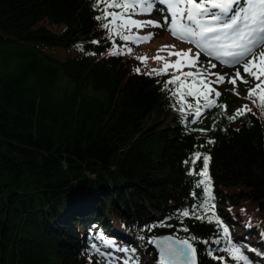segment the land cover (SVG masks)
Listing matches in <instances>:
<instances>
[{
	"label": "trees",
	"instance_id": "16d2710c",
	"mask_svg": "<svg viewBox=\"0 0 264 264\" xmlns=\"http://www.w3.org/2000/svg\"><path fill=\"white\" fill-rule=\"evenodd\" d=\"M127 1L0 0V264H161L150 244L160 234L190 240L198 264H244L223 250L232 244L249 264H264L259 96L239 105L223 94L208 108L204 93H187L211 76L136 66L170 25L132 23L135 30L121 32L105 13L134 14L138 23L156 14V4L140 14L107 7ZM115 38L136 47L115 51ZM58 48L76 53L59 58ZM245 105L251 112L228 119ZM197 107L203 113L190 122ZM201 178L212 201L195 219L200 201L191 193L203 194Z\"/></svg>",
	"mask_w": 264,
	"mask_h": 264
},
{
	"label": "snow or ice",
	"instance_id": "6c2138e0",
	"mask_svg": "<svg viewBox=\"0 0 264 264\" xmlns=\"http://www.w3.org/2000/svg\"><path fill=\"white\" fill-rule=\"evenodd\" d=\"M99 2L100 0H97V5ZM156 3L166 5L171 11L173 25L177 23V17L183 20V31L179 34L173 32V35H178V38L182 41L195 44L197 48L202 49L210 57L215 55L217 60L224 59L225 63L231 66L242 65L248 76L254 78L256 81L260 80V75L252 71L250 65H253L254 60H264V51H260L259 53L256 51L258 48L264 49V0H201L200 3H195L194 0H135L133 4L126 2L122 4L114 3L107 5V7L129 9L139 6L141 11L150 12ZM183 5H186V7L182 8ZM107 15L117 17L119 14L105 13V16ZM96 19L100 20L101 17L98 16ZM167 19L168 17H165L166 22ZM131 23L137 24L138 27H143L146 24H153L154 22L144 21L138 23L131 21ZM155 26L160 25L156 24ZM103 27L107 28L108 26L105 24ZM118 35H121V39L123 40L130 39L129 36L119 33ZM136 39H148V37H136ZM168 67L177 68L179 64L165 65V69ZM212 67H215V65H212ZM160 74L163 75L164 73ZM207 74H209L207 69H203L197 73L200 76ZM185 75L191 76L193 74L189 72ZM261 75H264V72H261ZM236 76L240 77L239 71L236 72ZM177 79L178 77L173 76V79L164 81V87L167 88L169 84L175 83ZM219 80L223 81L224 77H219ZM231 82L235 84V80ZM243 82L245 84L249 83L247 79H244ZM261 83H264V81H261ZM261 83H255L254 86L248 88V97L246 98L252 99L257 89H261ZM261 91H264V89H261ZM173 94L175 95V93ZM187 94L189 96L192 95L191 92ZM216 95L219 96L220 93L217 92ZM252 103L254 105L257 104V100L252 99ZM213 104V101H209L205 104V107L211 108ZM259 107L261 112H264V95L259 97ZM188 108L191 111L192 105L189 104ZM245 109L251 112V109L245 105L236 115L228 116V119L235 120L238 116L245 114ZM192 114L199 118L200 108L197 107ZM213 142L211 140L208 141V143ZM194 159L200 160L201 154L197 152ZM209 159L206 155L202 157L203 170L197 173L198 176H207L206 169ZM186 163H189V161H186ZM209 184L210 182L203 178L195 182V187L202 189L203 193L201 196H198L196 191L191 193L194 199L200 201L194 204L192 208V216L195 219H202L198 213L201 210L207 209L212 201ZM189 214L188 211L183 212V216L185 217H188ZM217 223L219 224V221ZM228 232L229 229L223 227L225 238H227ZM190 239H195V237H190ZM215 243L219 244L220 240L217 239ZM229 243L232 242L229 241ZM159 244L161 245V253H163L161 264H165V261L169 258L175 264L176 261L184 257L188 258V264H197L196 249L187 239L171 241L166 238L160 240ZM223 250L232 253L233 260H241L244 261V264H249L248 258L241 252V247L236 244H232L230 248ZM208 255L212 256L213 252L209 251ZM213 259L224 260V257L213 256Z\"/></svg>",
	"mask_w": 264,
	"mask_h": 264
},
{
	"label": "rangeland",
	"instance_id": "374dc122",
	"mask_svg": "<svg viewBox=\"0 0 264 264\" xmlns=\"http://www.w3.org/2000/svg\"><path fill=\"white\" fill-rule=\"evenodd\" d=\"M135 1H128L129 4H133ZM195 2V0H194ZM157 6L154 8L156 11V14L153 13H145L146 16H149L146 18V21H152L154 22L152 24V27H156V24H161L163 20H165V17H168V23L170 25L169 30L164 35H155L154 40H151L153 43H148L147 47L144 48L145 51H141L138 55V58L136 59V66L140 64V68L142 70H148V65L143 66L142 63H149L150 61H153L155 64L165 67V65H173V64H179V67L172 68L177 70H187L188 72L194 73V67L197 66L198 56H201L200 59V65L196 69L198 72L202 71L203 69H207L208 72H214L215 75H218L217 78L213 76L212 74H207L211 76V80L207 82L206 85H195V87H192L190 89L191 93H204L207 94V96L214 100L217 97H223L224 95H228L229 97H234L239 101L240 103H243L245 101H250L251 99H248V88L254 86L255 83H261L263 81V76L260 74V70L258 68H263L264 72V60L257 59L255 60V65H257L255 68L250 65V68L252 71L256 72L257 75H260V80L256 81L254 78L248 76L247 73H245L242 65H235L231 66L230 64L225 63L224 59L217 60L215 55L208 56L202 49L197 48L195 44L182 41L178 38V35H173V32H176L179 34L183 31V22L180 23L177 21L175 25L172 24V16L171 11L167 8L166 5H160L159 3H156ZM183 7H186V5H183ZM136 8L137 13H142L139 6H136L134 8L126 9L128 12H133ZM153 9V10H154ZM179 11V10H178ZM109 13V12H107ZM119 15L115 17V19L111 22L112 26L115 27L116 24H122L123 27L119 29L121 32H127L130 29L135 30L133 24L131 21H135L139 19L140 16H133L134 14H127L124 11H121L118 13ZM155 15V16H154ZM164 17V19L161 18ZM109 17V15H108ZM116 28V27H115ZM166 27L164 26V29ZM126 30V31H123ZM151 31L154 32V28H151ZM138 39H134V41L137 42ZM145 40V39H144ZM115 46L114 50L123 52V53H129L131 49H135V45L130 41H123L118 42V40L115 38ZM154 44L156 45L155 49H151L150 46ZM190 50V51H189ZM258 53L260 51H264V49L258 48L256 50ZM75 54L76 50L74 48L70 49H55L54 55L56 57H63L65 55L69 54ZM179 54V55H177ZM199 54V55H197ZM143 59H146L147 61H143ZM212 65H215V67H212ZM135 66V65H134ZM239 71L240 77L236 76V72ZM224 77L223 81L219 80V77ZM244 79H247L249 81L248 84H245L243 82ZM235 80V84H233L231 81ZM245 84L248 86L245 87ZM261 89H264V84L261 83ZM261 89H257L256 93L260 97L261 95H264V91H261ZM219 92L220 95L217 96L216 93ZM219 97V98H220ZM221 97V98H222ZM196 117V116H195ZM190 122L194 121V117L191 118L189 116L187 118ZM196 120V119H195ZM105 255V254H103ZM103 260H105V256H102ZM109 260V258H107Z\"/></svg>",
	"mask_w": 264,
	"mask_h": 264
},
{
	"label": "water",
	"instance_id": "95a60500",
	"mask_svg": "<svg viewBox=\"0 0 264 264\" xmlns=\"http://www.w3.org/2000/svg\"><path fill=\"white\" fill-rule=\"evenodd\" d=\"M166 238L169 239V240H171V241H175L177 239H182V238H179V237L174 236V235H171V234H160V235H155V236H153L151 238L150 244H151L152 248L155 249V251L157 253L158 260H159L160 263H161V256L163 255V253H161V245L159 244V241L160 240H163V239H166ZM188 241L195 248L194 244L190 240H188ZM195 255H196V262L198 264V254H197V251H196ZM165 264H173V261L169 258V259H167L165 261ZM175 264H188V258L187 257H184L181 260L176 261Z\"/></svg>",
	"mask_w": 264,
	"mask_h": 264
}]
</instances>
